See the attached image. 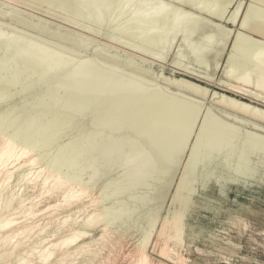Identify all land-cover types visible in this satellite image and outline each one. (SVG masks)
Returning <instances> with one entry per match:
<instances>
[{
  "label": "bare ground",
  "instance_id": "1",
  "mask_svg": "<svg viewBox=\"0 0 264 264\" xmlns=\"http://www.w3.org/2000/svg\"><path fill=\"white\" fill-rule=\"evenodd\" d=\"M13 1L19 2L20 0ZM28 1L31 4L34 0ZM38 1H40L38 2L40 3L38 4L40 10V5L43 3L48 6H53L63 12L62 14L65 16H58L60 13L56 15L54 22L57 21V24L54 25L53 23L52 25L60 30V35L58 34L60 37L67 42L70 41L73 43L71 45L76 44L79 46L77 43H81L80 47H82L86 41L92 40L88 34H90V31L94 30V35L97 32V34L100 35L99 37L103 39L100 45H103L106 50L112 51L120 58L116 59L115 56L112 57L111 55L115 60L114 62L118 63V66L121 63L120 65L122 67L123 65L129 67H123V70H121L118 69L117 64H115L116 67L93 57L81 55L80 53L77 54L81 56L77 55L78 57H75V55L73 57L71 53L76 52L62 45V43L64 44V42H62L63 40L60 44L42 36L39 31V34L35 33L34 30L32 31L34 33H32L29 31L32 28H26L30 25L29 20L28 22L25 20L28 18L24 19L15 16L17 14L12 15V13H2L1 9L0 91L6 93V95H12L15 92L11 93V90L18 87V90H15L18 99L22 102L29 103L30 106H40L49 109V112L52 114L53 123L55 124H59L63 120L68 119L73 113H78L81 114V116H87V119H85L86 117L83 118L89 126L105 125L115 131L117 129L121 130V128H128V131L133 134L131 137H133L134 142L137 137L144 146L153 149L157 169L159 167L158 165H160L159 168H162V170H172V172L170 171V175L165 174V176L168 175V179L169 176H172L170 180L166 179L170 181L169 184H166L169 185L168 187L174 184V191L170 201L171 205L177 203L178 206L173 208L169 207L164 216L155 214L156 216L152 218L151 223L149 222L150 225L148 224L149 228H147V231L144 230L145 233H143L142 239L138 241L134 248L130 246L133 248V250H131V254L133 255L130 256H134V264H159L152 261L147 249L150 245L155 248L158 243H161V247L158 248V250L160 249L159 251L163 255L182 262L183 259L178 252L171 253L172 249L168 248V243H171L169 240H173L175 242L174 244L178 247L182 248L185 245L184 235L187 224V222L185 223V217L187 210L190 209L193 204L192 195L196 193L199 188L206 190L211 183L218 184L220 188L219 191L223 194V188L229 183L237 184L242 180L244 182L255 180L258 164L261 163L264 165V0ZM23 2L25 1L22 0V3ZM6 3L8 4V1ZM17 4L18 3H14V5ZM30 4L27 6L36 8L35 5L37 3H34V5ZM44 6L47 7L46 5ZM20 12H18V15ZM33 12L36 13L35 11ZM168 14H170L168 20H163L160 25L158 23L155 24L159 21H156V19H164ZM158 16L160 17L157 18ZM67 17L79 18L81 24L74 20L70 21ZM31 18L34 19V16L31 15ZM151 18L156 22L154 23L151 21ZM49 20L50 19H48V21ZM199 23H201V25H199ZM224 24L229 25V32H221L219 34L220 37L214 39V37L217 36V34L215 36V33L219 32L218 30H220L221 26ZM62 25H67L68 27ZM198 25L200 26V34L198 38H193V28ZM89 26H92L93 30L89 28ZM230 33L231 35L227 37ZM232 36H234L232 45L230 49L227 50L226 45L228 39ZM57 42L59 41L57 40ZM92 42L94 41L92 40ZM185 42L187 46H189L191 55L193 58L195 57L196 68L193 66L194 63L184 62L188 54L183 48V43ZM66 44L68 45V43ZM175 44L177 46V51L173 53L172 48H174L173 45ZM215 46H219L216 50L217 52L223 53L225 49L227 52L224 59L221 53L219 55L220 57L211 65L206 60L207 57H209L207 53L209 54V51L211 52ZM77 48L79 49V47ZM83 48L84 46L80 49L84 50L85 48ZM86 48L89 49L87 46ZM88 49L84 51L86 52ZM97 49L101 50V48L98 47L94 52L97 51ZM108 53L107 55L109 56ZM101 54H103V51ZM94 55H97V52H95ZM168 57L171 59V67H173V70H176L173 72L179 74V76H175L174 74L173 76L175 77L166 76L163 72L156 75L154 80H148L137 76L141 73L142 75L144 74V76L145 74L150 75L149 78H154L152 76L154 72L151 69L153 61H166ZM211 67H213L214 70L222 68L221 70L225 77L218 79V81L216 80L218 82L216 83L218 84V87H216L217 89L209 87L211 86V82H214V77L210 75ZM125 68L128 72L124 71ZM155 68L157 70L156 66ZM133 69L138 73L137 75L133 74ZM203 82L204 85L201 84ZM206 99L207 101H211L213 105L207 103L205 101ZM14 102H16V100H14ZM22 106H24V104ZM27 106L29 107L28 104ZM28 107H26V109ZM20 109L21 108H19V112ZM25 110L23 109L24 113H22V115L26 114ZM15 119L16 118H13V120L8 122L9 125L7 128L13 127L14 130L15 127L18 126V122L20 123L21 119ZM31 125L32 124L29 122L26 127H30ZM74 128L76 129V127ZM86 128L87 127H85V129ZM72 129L73 128H71V130ZM12 132L13 131H11V133ZM43 132L44 131L39 130L37 134H43ZM23 133L24 135L22 137L27 138L28 136H33L32 134H34L35 131H30L28 129L23 131ZM78 133L73 135L78 136ZM114 134L112 136H114ZM34 135H36V133ZM125 136L126 135H124V137ZM118 138H116V140H118ZM111 139L109 141H111ZM24 140L25 139H20L19 141L14 140L11 138L10 134H8V131L4 132V130H0V247H9L11 251V249H16V246H18L19 249L20 245L18 244L20 242L22 243V240L25 238L35 236V240L31 242L30 245L28 244L26 246L24 244L26 246L24 249H22L21 245V249L18 250V252L13 250L14 252L9 251V253L7 251V253L4 254L5 250H0V253L4 252L0 254V261L6 262L11 257H14L18 258L20 261L19 264H39L41 262L47 264H73L75 263V259H77V255L93 254L95 257L96 250L92 249L91 246L98 242L99 239L104 240V242H109L111 247H121L123 241L128 236H131L130 232L135 227L132 228V226V229L127 232L121 229H115V231L110 230L112 226L109 227L110 224L108 220L106 221L108 213L106 212L107 216L103 214L106 208H103L105 211H100L96 206L99 202V193H96L95 181L83 183L79 181L70 182L66 178L59 176V174L49 171L45 166H42L40 161L41 164L38 162L36 155L40 154H34L35 152H32L29 144ZM59 140L61 142V139ZM116 140L114 141L116 142ZM118 141H120V139ZM104 142L105 141L101 143L104 144ZM112 142L113 141L110 143ZM125 142L127 143V141ZM129 143L130 141L127 144L129 145ZM136 143L140 145L137 140L135 143H132V145H136ZM108 145L109 144L103 146ZM135 145L133 147H135ZM53 146H58V144ZM99 146L101 147L102 145ZM116 146L119 147L118 145ZM109 147L111 148L110 145ZM121 147L123 146H120V148ZM128 147L125 146V148ZM104 148L107 149V147ZM104 148H102V150ZM114 149L110 150L114 153L121 152L119 148L118 151ZM129 149L130 147L128 150ZM56 150L57 149L52 150V153ZM132 150L130 151L132 152ZM101 152L102 151H100V153ZM106 152H108V150ZM113 152L111 154H113ZM123 153H126V151ZM128 153L130 154V152ZM107 154L108 153H106V155ZM96 155H99V151ZM117 155L112 159L117 158ZM47 156H49V154H47ZM44 157H46V155ZM97 157L100 159L104 158L100 157V155ZM97 157L96 160L98 159L97 163H99L101 160ZM124 158H126V156ZM104 159L106 160V158ZM45 161L44 163H47ZM110 162H112V160ZM104 163L107 165L109 161ZM104 163L103 165H105ZM118 164L121 166L120 163ZM118 164L116 165L117 167L119 166ZM100 165L101 164H99V166ZM133 165L131 169L128 168V172L131 170L133 171L131 173H134ZM109 166L111 167L112 163ZM114 166L113 164L111 168H114ZM126 169L124 170L126 171ZM113 170H111V172ZM101 171L100 173L102 175L104 172ZM119 171L121 174V170ZM161 171L160 174L163 173V171ZM100 173L98 172L97 174ZM176 174L177 178L174 182L173 178H175L174 176ZM260 179L264 182V172L260 176ZM96 180L101 182L100 178ZM157 180L160 181V179ZM107 181L109 182V180ZM98 183L96 182V184ZM30 184L32 188L39 187L47 194L60 193L65 203L60 202L69 207L68 210L63 212L66 214H55L56 207L59 203L50 204L46 209L36 208L37 203L34 200L37 196L29 197L25 192V190L30 187ZM104 184L106 183L103 182V185ZM116 184L114 186H116ZM150 185H148L147 188H149ZM154 185L155 184H153V186ZM108 186L109 183H107L106 187L108 188ZM153 186L151 185V187ZM164 187L167 188V186ZM109 189L108 191H110ZM151 189L149 188L150 191L148 190L149 192H147L150 193ZM140 192L142 191L140 190ZM163 192L166 193L165 191ZM128 194L131 195V193L127 192V196ZM140 194L144 195V193ZM100 195H102L101 191ZM125 196H123L124 199ZM138 196L139 194H137V197ZM161 196L162 195L158 197ZM131 197L130 200L133 201ZM139 197L142 198L143 196L140 195ZM84 198H88L87 203L92 206L91 211L83 217L81 222L73 219L74 222L71 226H68L66 232L57 238L49 239L51 235L43 233L45 225L41 226L34 220L39 214L42 213L45 215V211L51 209L52 211H47L48 223L60 221L59 223L64 225L68 220H72L71 212L79 213L82 208L85 207ZM147 198L148 197H146V199ZM115 199L113 200L115 201ZM119 199H121V197ZM104 203L107 205V202ZM114 203L117 202L115 201ZM131 203L128 207H130ZM138 203L140 202L138 201ZM99 204H101V202ZM154 205L155 204H153V206ZM156 205L154 207H156ZM124 206V208H127L126 205ZM158 206L156 207L157 209ZM114 208L116 209V207ZM122 208L121 210H123ZM149 208L150 207L144 210L148 211ZM109 211L111 213L112 209L109 208ZM116 211L117 209L115 212L113 211V213L118 215L119 210L117 213ZM160 211L162 210L160 209ZM143 213L145 214V212ZM17 214L22 215V221H16L14 217H12ZM114 214L111 215L114 216ZM60 215L63 216L59 217ZM103 215L106 216L105 219H103ZM150 216L153 217L154 215ZM115 217L117 218L116 215ZM126 217H129V219L131 218L129 215ZM135 217H138V215ZM138 218H141V216ZM108 219L111 221V217H108ZM124 219L126 218L124 217ZM113 220L114 219H112V221ZM131 220L127 219V222ZM146 220L148 221V219ZM97 225H103L100 237L92 239L89 242L78 244V240L88 234V229ZM138 225L140 226L139 223ZM137 231L139 232V230H136V234L138 233ZM129 238L131 239L132 237H128L126 240L129 241ZM135 239L136 237L134 240ZM129 242L128 244H130ZM123 244H126V242ZM21 251H24L23 253L27 256V259L21 256ZM118 252L121 254L120 251ZM28 256H30V258ZM156 256H159V253ZM165 256L163 257L165 258ZM126 257L130 258L128 255ZM91 259L92 257L82 264H89ZM122 259L124 260V258ZM113 260L114 259H112V261ZM176 260H172V262L175 261L174 263H176ZM185 260L186 259H184V261Z\"/></svg>",
  "mask_w": 264,
  "mask_h": 264
},
{
  "label": "rangeland",
  "instance_id": "2",
  "mask_svg": "<svg viewBox=\"0 0 264 264\" xmlns=\"http://www.w3.org/2000/svg\"><path fill=\"white\" fill-rule=\"evenodd\" d=\"M7 1H8V4L6 3ZM9 1H11L12 3L9 2ZM23 1H25V2L22 3V0H20L19 2H15L13 0H0V16H1V9H2V13H12V15L17 14L15 16H18V17H21V18H24V19L28 18V19H25V20L27 22L29 20V22H30L29 24L30 25L28 27H26V28L27 29L32 28L29 31L32 32L34 30L35 33H38V31H39V33L42 34V36L47 37V39H49V40H51L53 42H56V43H60L61 44L62 42H64V44L62 43V45L68 47L69 49L71 48V50L76 52V53H71L72 54L71 56H73V57L75 55H76L75 57H78L81 54V55H85V56H88V57H93L95 59L104 61L105 63L107 62V63L112 64L114 66H116L115 64H117V66H118V63H115L114 62L115 60L112 57L115 56L116 59L117 58L120 59V58L118 56H116L112 51L106 50V48H104L103 45H100V43L103 42V39H102V37H99L100 35H98L97 32L94 35L95 32H94L92 26H89V28H91L93 31H90V34H88V35L92 38V40L94 42H92V40H90V41H86L82 45V47L84 46L85 49H88V48H86V46L89 47L88 51L86 50V52H85L84 48H83L84 50H81L82 49V47H80L81 43L80 44L77 43L79 46H77L75 44V42H74V44L76 46L75 45H71L73 43H71L70 41L67 42L65 39L60 37L59 36L60 35V33H59L60 30L56 29L55 26L53 27V25H52L53 23H54V25L57 24V21L54 22V18L56 17V15H58L60 13L58 16H62V17L65 16L64 14H62L63 12L61 10H59V9L53 7V6H48L47 4H43L42 2L41 3L43 4V6L46 5L47 7H45V6L43 7L42 4H41L40 5L41 6V10H40V8L38 6V4H40L38 2H40V1L34 0L35 2L33 1V3H31V4H30V2L28 0H23ZM30 1H32V0H30ZM13 2L15 4L16 3H18V4L14 5ZM34 3H37L35 5L36 8L33 7V6H30V7L27 6L29 4L30 5H34ZM11 7H12V9H11ZM26 8H27V10H26ZM39 10H40V12H39ZM20 11L21 12L23 11V12L21 13ZM33 11H35L36 13H34ZM18 12H20L19 13L20 16L18 15ZM31 15L34 16V19L31 18ZM169 15L170 14H168L165 17L166 19L165 18L164 19L163 18L156 19V21L159 20L158 22H156L155 20L153 21V18H151L152 19L151 21H153L154 23L156 22L155 24L158 23L160 25V23L163 22V20L166 21V20H168L170 18ZM39 16H41V17H39ZM35 17H36V19H35ZM159 17L160 16H158L157 18H159ZM67 18L70 21L74 20V21H76V22L81 24V20H79V18H75V17H67ZM48 19H50V20L48 21ZM38 21H41V22H38ZM43 21H45V22H43ZM46 22H48V23H46ZM43 24H45V25H43ZM199 25H201V23H199ZM62 26L68 27L67 25H62ZM198 26L193 28V38H198V36L200 34V26L199 27ZM19 27H21V26H19ZM24 29H25V26H24ZM229 30L230 29H229V25L228 24L222 25L221 29L218 30L219 32L215 33V36H216V34H217V36L214 37V39L215 38H219L220 37L219 34L221 32L222 33H226V32H229ZM34 32H32V33H34ZM43 34H45V35H43ZM49 35H51V36H49ZM230 35H231V33L228 34L227 37L230 36ZM48 36H49V38H48ZM97 36H98V38H97ZM51 38L54 39V40H52ZM233 38H234V36H232V37H230L228 39V42H227V45H226L227 50L230 49V47L232 45ZM57 40L59 42H57ZM66 43H68V45ZM86 43H87V45H86ZM94 44H95V46H94ZM173 46H174V48H172V51H173V53H175L174 51H177V46H176V44L173 45ZM183 46H184L183 47L184 50L186 52H188L187 57H189V58L186 57V60H184V62L186 61V63H188V62L194 63L193 66L196 68V66H195V57L193 58V56L191 55V51L189 49V46H187L186 42L183 43ZM74 47L75 48L79 47V49L78 48L75 49ZM98 47L101 48V50L103 51V54H101L102 53L101 50L97 49V51H95V52H97V55H94L95 54L94 50H96V48H98ZM215 47H213L214 49H212V50L210 49L211 52L209 51V54L207 53V56H209V57H207L206 60L211 65H213L214 61L218 57H220L219 55L222 53V52H217L216 51L219 46L218 47L215 46ZM187 49H188V51H187ZM214 50H215V52H214ZM227 50L225 49V51L221 54L223 59L226 56ZM90 52H92L94 54H92ZM77 53H80V54H77ZM104 53H105V55H104ZM107 53L109 54L110 57L107 55ZM111 55H112V57H111ZM94 56H96V57H94ZM98 57H100V58H98ZM170 60L171 59L168 57V59L166 58V61L165 60L162 61L163 63L160 62V61H157V60L153 61V65H152L151 69L154 72V75H152L154 78H149L150 75H148V74H145V76L148 75L147 76L148 78L145 77L144 74L142 75L141 73H139V75H137L138 73L136 71H134V69H133V74H135L137 76H140V77H143V78L148 79V80H152V79L154 80L156 75H158L161 72H163V74L166 75V76H173V74L175 76H179V74H176V73L173 72V71H176V70L175 69L173 70V67H171V61ZM188 60H191V61H188ZM120 64L118 66V69L123 70V67H126V68L129 67V66H125V65H123V67H122ZM155 66L157 67V70H156ZM120 67H122V68H120ZM126 68L124 69V71L127 70ZM158 68H159V70H158ZM221 69L222 68H220L219 70H214V68L211 67L210 75H212L214 77V79H213L214 82L213 83L211 82V86H209L210 88L217 89L216 87H218V84H216V83H218L217 82L218 79L225 78L223 73H222L223 71ZM128 70H129V68H128ZM130 71H131V69H130ZM126 72H128V71H126ZM169 72H170V74H169ZM175 76H173V77H175ZM201 84L204 85V82L201 83ZM17 86H19V85H17ZM15 90H18V87H15V88H13L11 90V93L15 92L12 95H6V93H2L0 91V106H1L0 107V130H4V132L8 131V134H10L11 138L14 139V140H18L19 141L20 139H25L24 141L29 144L30 149L32 150V152L33 153L35 152L34 154H40V155H36L38 162L40 161L42 163V166H45L49 171H51L53 173H56V174H59V176H62L64 178H66L70 182L79 181V182L83 183V182H87V181H92V182L95 181L94 183H95L96 189L98 190V191L96 190V193H99L98 194L99 195V199H98L99 202L96 205L97 208L100 209V211H102V210H104L106 208L105 209L106 211L104 210L105 212L103 211L104 212L103 214L106 215L108 213V217L109 218L111 217V221H112V219H114L116 221L115 222L113 220L111 222L110 219H108V217H107L106 221L108 220V223L110 224L109 227L112 226L110 228L111 231H115V229L116 230H118V229L120 230L121 229V230H124V231L127 232V231H130L132 228L135 227L134 229H132L134 231L131 230V232H130L131 236H128V237H132L133 241H132V238L131 239L129 238L130 242L128 240H126V239H128V237H127L124 240L126 242V244H123V243H125L123 241V243L121 244V247L120 246H116V247L112 246L111 247L109 242H104V240L99 239L98 242L94 243L91 246L92 249L96 250L95 251V257L93 256V254L92 255L91 254H88V255H85V254L77 255V259H75V263H73V264H82L85 261L87 262L90 259V257H92V259H91V261H89V264H106V263L107 264H109V263L110 264H125V263L126 264H132V263L134 264V256H130V255H133V254H131L132 253L131 250H133L134 246L138 243V241L140 239H142V237L144 235L143 233H145L144 230L147 231V228H149V225H150V223L152 221V218H154L156 216L155 214H159V215H163L164 216L167 213V210H168L169 207L173 208L175 206H178L177 203H174V204L171 205V201H170V199H172V193L174 191L173 190L174 189V186H173L174 184H172V185H170V187H168L169 186L168 184H169L170 181H167V180H170L172 176L171 177L169 176V179H168V175L165 176V174H169L170 175L172 170H167V169H163L162 170V168H159L160 165H158L159 167L157 169V163H155V159H154V150L149 148V147H147V146H144V144L141 143V141L137 137L135 139V142L137 140V142L140 143V145L139 144L137 145V143H136V145L135 144L134 145H135V147L136 146L137 147L136 148L133 147L134 145H132V143H135L133 141L134 140L133 137H131V136H133V134L130 131H128L129 130L128 128H125V129L121 128V130L117 129L115 131V130H112V129L108 128V126L106 127L105 125L89 126V124H87L86 120H85V119H87V116H85V115L81 116V114H78V113H73V114H71V117L69 116L68 119L63 120L59 124H55V123H53L52 114L49 112V109H47L46 107L44 108V107L33 106V105H31L32 106L31 107L29 103L22 102L20 99H18V95L16 94ZM14 100H16V102H14ZM19 101H21V102H19ZM205 101L207 103H209V104H212V102L211 101H207V99ZM7 103H10V104H7ZM23 104H24V106H22ZM27 104L29 105V107L27 106ZM26 107H28V108L26 109ZM19 108H21L20 112H19ZM17 109H18V111H17ZM23 109L24 110L26 109L25 110L26 114H24V115H22V113H24ZM83 117H86V118L84 119ZM13 118H16L15 120H18V118L21 119L20 123L18 122V126L15 127L14 130H13V127H10L12 129L7 128V126L9 125L8 122L10 120H13ZM29 122L32 125L30 127L29 126L26 127ZM83 126H85L87 128L85 129V127H83ZM74 127H76V129ZM71 128H73L75 130H73V129L71 130ZM82 128H83V131H82ZM28 129L30 131H35L36 135H34L35 134L34 133V134H32L33 136H28L27 138H23L22 137L24 135L23 131L28 130ZM39 130L40 131H44L43 134H41V133L37 134ZM11 131H13L12 132L13 135H12ZM73 131H75V132H73ZM112 131H113V134L115 133L114 136H112L113 135ZM123 131H125V132H123ZM128 132H129V134H128ZM67 133H69V134H67ZM76 133H78V136L77 135H73V134H76ZM65 135H66V137H65ZM124 135H126V136L124 137ZM129 135H130V138H131V139L129 138L130 140L128 139ZM57 137H58V139H57ZM59 137H62V138H59ZM112 137L113 138L115 137V138L113 139ZM102 138H105V139H102ZM116 138H118V140L120 139V141L116 140ZM122 138H123V140H122ZM59 139H61L62 143L64 142L63 145H62V143L60 142ZM110 139H111V141H113L112 143H110L111 142V141H109ZM102 140L105 141L104 144L101 143V142H103ZM114 140H116V142ZM125 141H127V143L130 141L131 144L129 143V145H128ZM106 142H108V143H106ZM119 143H121V144H119ZM125 143H126V145H125ZM57 144H58L59 147L61 145L62 146L60 148L58 146H55V147L53 146V145H57ZM107 144H109L111 146V148L109 147V145L108 146H103V145H107ZM99 145H102V146L100 147ZM113 145H114V147H113ZM116 145H118L119 147H117ZM120 146H123V147L120 148ZM125 146L126 147L129 146L130 149L128 150L129 147L125 148ZM104 147H107V149H105ZM44 148H45V150H44ZM102 148H104V149L102 150ZM118 148H119V151H121V152H119L120 155H119L118 152L114 153L112 151L113 149L115 151H118ZM123 148H124V150L126 149L125 150L126 153H123V152H125L123 150ZM131 148L134 149V150H132ZM55 149H57V150L54 151V153H52L53 152L52 150H55ZM110 149H112V150H110ZM36 150H37V152H36ZM105 150L106 151L108 150V152H106ZM130 150H132V152ZM96 151L97 152L99 151L100 157H102V158L104 157V158H106V160L104 158L100 159L99 157H97L99 155H96L97 154ZM100 151H102L101 153H104V154H101ZM40 152H42V153H40ZM105 152L108 153V154L106 155ZM112 152H113V154H111ZM128 152H130V154ZM117 153H118V155H117ZM41 154H43V155H41ZM47 154H49V156H47ZM114 154H115V156H114ZM45 155H46V157H44ZM116 155L118 157L112 159L113 157H116ZM106 156H109V157H106ZM125 156H126V158H124ZM96 157L101 160V161H99V163H97L98 159L96 160ZM42 158H43V160L45 159L46 161L45 160L44 161L47 162V163H44ZM109 158H110V160H109ZM122 158H124V159H122ZM111 160H112V162H110ZM118 160H119V162H118ZM108 161H109V163L106 165L104 162L107 163ZM116 162H117V164L120 163L121 166L124 169L127 168L126 171L119 164H118L119 166L117 167L116 166L117 165ZM123 162H125V163H123ZM103 163L106 166L103 165ZM111 163H112L111 167H113V164L115 165L114 168H111L109 166V165H111ZM97 164H98V166H99V164H101L102 166L100 165L98 167ZM122 164H124V165H122ZM132 165H133V168H134V173H131V172H133L131 170H130V172H128L129 171L128 168L131 169ZM262 165L263 164L259 163L258 167L256 168L255 180L246 181V182H244L242 180L240 183H237V184L229 183L223 188L224 189L223 190V194L219 191L220 190L219 185L215 184V183H211L206 190L205 189L202 190V189L199 188L196 191V193H194L195 195L194 194L192 195L193 204H192L191 208L187 210L186 217H185V223L187 222L186 227H185V235H184L185 245L182 248L178 247L176 244H174L175 242L173 240L172 241L169 240V242H171V243H168V248L172 249L171 253L178 252V254L183 259L182 260L183 263L181 261L179 262L176 259H172V258H169V257L163 255L159 251L160 249L158 250V248L161 247V243H158L155 246V248H154V246L151 247V245L148 247L147 252L150 255V258L152 259V261L154 263H159V264L160 263L161 264H179V263L180 264H264V182H263V180L260 179V176L264 172V169H263L264 165L263 166ZM105 167H106V169L109 170L110 173L108 172V170L105 169ZM107 167H109V168H107ZM119 167H120V169H119ZM110 169L111 170L114 169L115 171L113 170L111 172ZM262 169H263V171H262ZM97 170H98L99 173H100L101 170H102L101 172H104V173H102V175H101V173L97 174L98 173ZM119 170H121V174H120ZM161 170L163 171L162 174H160ZM105 171H106V173H105ZM116 171H118V172H116ZM113 172H114V174H113ZM115 172H116L117 175L115 174ZM108 173L111 174V175H109ZM105 176L106 177L107 176H109V177L112 176V177L111 178L107 177V179H106ZM104 177H105V179H104ZM174 177L175 178H173V181L175 182L176 178H177V174ZM98 178H100L101 182L99 180L98 181L96 180ZM157 179H160V181L157 180ZM107 180H109V182ZM163 180H165V181H163ZM102 181L105 182L106 184L103 185ZM121 181H122V183H121ZM161 181H162V183H161ZM96 182L97 183L99 182V183L96 184ZM107 183H109L108 188L106 187ZM116 183H118V184H116ZM146 183H149V184H146ZM150 183H151L152 186H153V184H155L154 185L155 187L154 186L151 187ZM166 183H168V184H166ZM115 184H116V186H114ZM148 185H150V187H149L150 189L152 188L151 192H150L152 194L148 193L150 191L149 188H147ZM29 186L30 187H28V189L25 190V192L27 193V196H29V197L37 196V198L34 200L37 203V206H38V207L36 206V208L46 209L50 204L59 203L58 206L56 207V211H55V214H58V215H59V213H63L64 211L69 209L68 205L62 204V203H65V202L63 201V197H62V195L60 193L47 194V193H44L39 187L32 188L31 184ZM112 186H113V190H112ZM164 186H167V188L164 187ZM163 187H164V189H163ZM99 188H100V191H101L102 195H100ZM158 188H159V190H158ZM104 189H105V191H104ZM108 189L110 191H108ZM140 190L142 192H140ZM145 190H146V192H145ZM156 190H158L159 192L156 191ZM163 191H165L166 193H164ZM127 192L131 193V195L128 194V196H127ZM136 192H137V194H139V196L141 195L143 197L142 198L139 197V196L137 197ZM139 192L140 193H144V195L145 194L146 195L144 196V195L140 194ZM105 193H107V194H105ZM160 195H162L163 197L162 196L158 197ZM164 195H166V196H164ZM123 196H125V199L128 198L129 200H130V197L132 196L131 199L133 201H131V200L129 201L128 199L125 200ZM120 197H121V199L123 197L124 200L122 199L123 200L122 201L121 199H119ZM146 197H148V198L146 199ZM139 198H141V199H139ZM111 199H112L113 202L111 201ZM113 199H115V201L117 203H114L115 201ZM156 199H158V200H156ZM127 200H128V203H127ZM83 201L85 202V207H83L82 210L79 213L71 212L72 220H68V222L66 224H64V225L60 224L59 223L60 221H54V222L48 223L47 211L48 212L52 211L51 209L46 210L45 211V213H46L45 215H43L42 213L39 214L38 216L35 217L34 220L37 221V223L40 224L41 226L45 225L43 233L50 234L51 236L49 237V239L57 238L58 236H60V235H62V234H64L66 232V229L68 228V226H71V224L74 222L73 219H76L77 221L81 222L83 217L87 213H89L91 211L92 206H90V204L87 203L88 202V198H84ZM110 201H111V203H110ZM138 201L140 203H138ZM161 201H162L163 205L161 204ZM100 202H101V204H99ZM104 202H107V205ZM129 202L130 203L132 202L134 204L131 203L130 207H128V205L130 204ZM168 203H170V204H168ZM153 204H155V205L157 204L156 207L159 204L160 205L158 206V209H157L156 207H154L155 205L153 206ZM60 205H62V206H60ZM101 205H103V206H101ZM124 205H126L127 208H124L125 207ZM131 206H132V208H131ZM114 207H116L117 211L119 210L118 211L119 212V214H118L119 216L117 214L113 213V211L115 212V210H116ZM136 207H137V209H136ZM148 207H150L148 211L144 210L146 208L148 209ZM152 207H153L154 211L152 210ZM109 208L112 209L111 213H110L111 210L109 211ZM118 208H120V209H118ZM121 208L124 211L121 210ZM159 208L162 211H160ZM132 209H134V210H132ZM117 211H116V213H117ZM126 211H127L128 214L126 213ZM152 211H153V214H152ZM143 212H145V214ZM123 213L125 215L127 214L126 216H128V215L131 216V218L130 219H129V217L127 218ZM129 213H131V214H129ZM132 213H133V216H132ZM64 214H66V213H63V215ZM111 214H114V216L111 215ZM63 215H60L59 217H62ZM104 215H103V219H105V217L107 216V215L106 216H104ZM115 215L117 216V218L115 217ZM137 215H138V217L141 216V218L135 217ZM150 215H154V216L152 217ZM112 216H113V218H112ZM148 216H149V218H148ZM12 217H14V219L16 221H19V220L22 221V218H23L21 214H17V215L12 216ZM124 217L126 219H124ZM120 218H122L123 220L120 219ZM144 218H145V220H144ZM119 219H120V221H119ZM127 219L128 220L132 219V220L127 222ZM133 219L136 220V221L140 220L143 223H141L140 221L139 222L137 221V223H136V221H134ZM146 219H148V221ZM134 222H135V224H134ZM116 223H120L121 225L120 224H116ZM138 223L140 224V226L138 225ZM146 223H147V226H146ZM122 224L124 225L125 228L123 227ZM125 224H127V225H125ZM128 225L129 226L131 225V226L129 227ZM141 225H143V226H141ZM113 226H114V228H113ZM116 226H117V228H116ZM139 227L141 228L142 231L140 230ZM102 228H103V225H97V226H95L93 228H89L88 231H87L88 234L85 237H82L81 239H79L78 240V244L89 242L92 239L99 238L100 235L102 234ZM126 229H128V230H126ZM137 229L139 230V232L137 231L138 233L136 234V230ZM137 235H138V237H137ZM135 237H136L135 240L137 242L134 240ZM34 240H35V236L31 237V238H25V239L22 240V243L20 242L18 245H20V246L22 245L21 247H22V249H24L28 244L30 245L31 242H33ZM128 242L130 244H128ZM172 242H173V244H172ZM20 246H19V249H18V246H16V249H13V250L18 252V250L21 249ZM122 246H123V248H122ZM130 246L133 247V248H131ZM0 250H2V251L5 250L4 251L5 253L4 252H2V253L6 254L7 251L8 252L10 251V248L3 246V247H0ZM13 250L11 249L10 252H14ZM99 251H100V253H99ZM118 251H120L121 254H119ZM23 252L24 251H21V253H22L21 256L24 259H27V256H25ZM107 252H109V253H107ZM2 253H0V254H2ZM158 253H159V256H161V257L165 256V258L164 257L161 258L159 256H156V255H158ZM110 254H111V256H110ZM127 255L130 258L126 257ZM28 257L30 258V256H28ZM31 258H32V256H31ZM122 258H124L125 261ZM131 258H132V260H131ZM112 259H114V260L112 261ZM129 259H130V261H129ZM184 259H186V260L184 261ZM172 260H176V263H174L175 261L172 262ZM187 261H189V262H187ZM19 262L20 261L18 260V258L11 257L6 262L0 261V264H19ZM44 263L45 262H41L39 264H44ZM45 264H47V263H45ZM66 264H70V263H66Z\"/></svg>",
  "mask_w": 264,
  "mask_h": 264
}]
</instances>
